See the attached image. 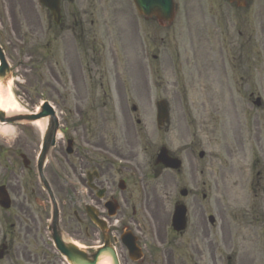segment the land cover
Here are the masks:
<instances>
[{
	"label": "flooded vegetation",
	"instance_id": "obj_1",
	"mask_svg": "<svg viewBox=\"0 0 264 264\" xmlns=\"http://www.w3.org/2000/svg\"><path fill=\"white\" fill-rule=\"evenodd\" d=\"M24 2L17 8L16 0H5L4 13L16 35V14L25 19L24 57L33 84L42 90L34 97L56 103L58 142L41 168L49 193L37 162L43 130L23 127L0 136V264H63L53 245L57 239L87 251L101 247L104 236L92 215L123 259L122 236L135 237L141 251L136 264H264V0H205L197 42L190 25L184 27L188 48L181 60L192 79L168 81L182 95L168 98V117L156 127L154 146L149 136L137 134L143 122L136 106L125 115L127 88L143 82L148 57L153 82L162 84L160 70L180 67L176 49L173 59L145 50L135 17L137 46L124 51L117 66L109 45L99 43L92 19L60 12L56 25L36 1ZM184 2L190 7L191 1ZM51 27L56 32L49 33ZM102 38L107 44V33ZM193 78L207 95V89H220L208 100L216 102L213 111L187 110L185 90L195 86ZM31 84L24 79L25 100H33ZM213 121L217 169L209 172L198 148ZM44 125L48 130L55 122L45 119ZM161 147L178 166L156 165ZM139 151L146 153L145 163Z\"/></svg>",
	"mask_w": 264,
	"mask_h": 264
},
{
	"label": "rangeland",
	"instance_id": "obj_2",
	"mask_svg": "<svg viewBox=\"0 0 264 264\" xmlns=\"http://www.w3.org/2000/svg\"><path fill=\"white\" fill-rule=\"evenodd\" d=\"M5 0H0V45L4 47V50H6L5 58L7 59V62L14 70V77L20 79L22 82V85L24 83V79L30 80V83H32L30 86H27L28 94L33 95V100H23L25 99L24 96L20 94V91L17 92V94L20 95V98L17 100L18 107L21 112L25 113V110L31 112L33 108L37 107L40 100L36 99L34 96L40 92H42L41 88H39L38 85L33 84V78L32 73L29 72V62L26 57H24L25 52V43L27 41V38L24 36V23L25 19L24 17H21L20 14H16L17 18H15V23L19 25L20 33L19 35H16L15 32H13V29L10 27V22L4 16V9L2 7V4ZM25 0H16V7L25 5ZM129 0H72L71 3L62 1L61 3V10L64 16H75L79 17L81 21H85V19H92L94 22V27L96 31V35L99 38V43H102L106 47L109 45L111 48V53L115 54V57L117 58V66L121 63H123L124 59V51H130L134 49L136 45L135 39V30H136V23L134 12L131 8V6L128 3ZM184 1H191V6H198L197 11L194 10L193 7H191L192 11L189 10L190 7L189 3L187 4ZM205 0H175L176 4V19L169 29H158L156 27V24L152 21H145V23H140L142 25V36L141 41H143V47L145 50H149L151 54L155 53V50H159V53L164 52L165 54H171L170 56L172 59L174 58V49H176V53L180 54V58L178 59V65L175 67H168V70L162 71L160 70V80L163 81L162 84L157 85L154 81V75L152 71V61L151 59H146L147 66L145 67L143 71V82H140L141 84L134 85L135 87L132 88V90L128 89V93H126L129 97H131V102H129L125 108V115L128 117L129 113L131 112V106L135 105L137 108V115L138 118L143 122L141 124V129L138 131L139 138H142L139 134L149 136V143L154 146V142L157 141V137L159 136L156 134V125H155V118H154V112H155V103L159 98L164 99L165 102L169 103L171 100V96L174 94L177 96H181V88L178 86L176 88H170L167 87V83L170 80H178L180 79L179 74L181 77L187 81L188 79H192V77L188 78V70H186V67L183 66L182 60L183 59V48H188L186 35L187 32L185 30L186 25H190V34L193 38L192 40L194 42H197V37H199V25L201 23V11H202V5ZM24 2V3H23ZM5 4V3H4ZM14 5V4H13ZM130 6V7H129ZM24 12L26 15V11L28 10V7H23ZM187 11H186V10ZM16 12H19L20 9H15ZM89 21V20H88ZM69 22H71V19L69 18ZM68 23V22H66ZM48 25V24H46ZM159 31V34H157L156 31ZM13 32V34L11 33ZM49 33L56 32V30L51 27L50 30H48ZM196 32V33H195ZM107 33V44L106 42H102L104 37V34ZM141 35V33H140ZM155 38V39H154ZM159 43V45H158ZM163 49V50H162ZM147 52V51H145ZM18 53V55H17ZM136 53V52H135ZM22 57V64L16 65L14 61L16 59H20ZM11 60L14 62V64L11 63ZM179 67V68H178ZM123 68V69H122ZM179 70V72H178ZM124 72V65L121 67V71L119 70V74H123ZM34 74V73H33ZM111 74V73H110ZM34 76V75H33ZM157 78V77H156ZM197 82L195 83V86L187 87L185 91H187V110L192 113L202 112V111H213V105L216 104V102L213 101V103H209L208 100L211 98L216 99L219 88L213 87L208 90V95L205 93V88L201 86L199 78H193ZM159 80V79H157ZM24 87V86H23ZM26 87V85H25ZM38 88L37 91L34 93L33 89ZM6 91L8 93V90H5V96ZM174 92V93H173ZM23 98V99H22ZM168 98L170 100H168ZM207 99V100H206ZM227 100V106L231 107V103L229 99ZM211 101V100H210ZM51 102V100H50ZM230 103V104H228ZM52 106H57L56 103H50ZM60 106V105H59ZM183 106V105H182ZM61 107V106H60ZM185 108V105L183 106ZM199 121H197V124L199 125ZM213 124L209 126L207 132V138L203 140L201 143V147L198 149L203 151L204 153V164L208 166V171L215 172L217 169L216 164V155L218 151V147L215 141V128L216 124L213 121ZM137 131L138 127L135 125H131L129 122V128L132 127ZM16 127H30L28 126H20L19 124ZM166 137V136H165ZM164 145H167V141L164 142ZM140 145H145L146 141L144 139L139 140ZM168 147V145H167ZM138 159L140 162L145 163L146 159V153L139 151ZM98 245V244H96ZM122 264H125L123 260L120 261ZM63 263V261H62ZM57 264H59L57 262Z\"/></svg>",
	"mask_w": 264,
	"mask_h": 264
},
{
	"label": "water",
	"instance_id": "obj_3",
	"mask_svg": "<svg viewBox=\"0 0 264 264\" xmlns=\"http://www.w3.org/2000/svg\"><path fill=\"white\" fill-rule=\"evenodd\" d=\"M132 1L137 12L146 18L148 17L150 18L154 16L159 23H165V22L170 23L173 19L172 18L174 16L173 0H132ZM230 1H235V0H230ZM236 1H241V0H236ZM56 2H58V0H52L51 4L46 5L54 13L57 12ZM6 67L7 65L3 60V56L0 50V71H4V70L7 71ZM44 107H47V105H45ZM158 112H159V118L163 119L165 117L163 115V113H165V110L163 108L162 103H159ZM35 118L37 117L36 116L32 117V119ZM20 119L23 118L22 117L5 118V113L0 110V122L13 123ZM158 160L164 162L167 161L168 159L164 156V154H161L158 157ZM60 249L63 252V255H65L69 264H101V262H104L105 260L109 262V264H118L113 249L110 246H108L107 243L105 248L99 250L90 258H88L82 252H78L73 246L62 245Z\"/></svg>",
	"mask_w": 264,
	"mask_h": 264
},
{
	"label": "bare ground",
	"instance_id": "obj_4",
	"mask_svg": "<svg viewBox=\"0 0 264 264\" xmlns=\"http://www.w3.org/2000/svg\"><path fill=\"white\" fill-rule=\"evenodd\" d=\"M0 109L1 111H4L6 115H17L20 114V110H18V106L16 105V102L9 96L5 97L3 94V87H1L0 83ZM32 125L37 128L38 130L43 129L44 123L43 120L36 121L32 123ZM13 131H11V128L8 126H0V135L2 136H11ZM101 264H109L106 260L104 262H101Z\"/></svg>",
	"mask_w": 264,
	"mask_h": 264
}]
</instances>
